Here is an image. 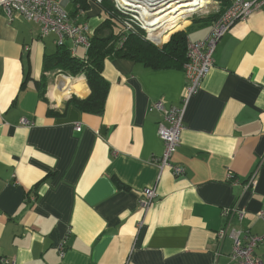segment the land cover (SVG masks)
<instances>
[{
	"label": "crops",
	"instance_id": "1",
	"mask_svg": "<svg viewBox=\"0 0 264 264\" xmlns=\"http://www.w3.org/2000/svg\"><path fill=\"white\" fill-rule=\"evenodd\" d=\"M66 7L73 13L74 0ZM105 18L91 4L90 35ZM181 28L196 42L212 24ZM57 50L54 35L41 38L38 24L0 9V256L17 264H233L234 241L221 243V230L264 234V7L217 44L172 157L180 177L160 175L155 164L163 118L152 106L180 105L184 69L106 59V109L94 115L69 103L70 93L90 97L84 77L69 85L70 77L44 70ZM148 189L157 195L143 210ZM233 207L243 220L223 215ZM256 255L264 260V244Z\"/></svg>",
	"mask_w": 264,
	"mask_h": 264
},
{
	"label": "built area",
	"instance_id": "2",
	"mask_svg": "<svg viewBox=\"0 0 264 264\" xmlns=\"http://www.w3.org/2000/svg\"><path fill=\"white\" fill-rule=\"evenodd\" d=\"M66 1L68 4V0ZM183 1L156 0L154 3L152 1L147 3L145 0H126L128 3L126 4L115 0V3L117 11L124 15L125 23L123 25L125 27H123L125 32L134 34L143 31L149 40L151 33L147 27L149 24L146 23L157 21V24H154L153 27H158V31L173 25L176 18L171 20L170 23V20L165 17L176 10L178 6L184 4ZM66 6L64 0H0V9L10 18L18 13L38 24L41 38L54 35L56 44L61 46L72 42L71 50L73 54L78 48L87 51L90 47V27L84 20V11L78 3L75 4L74 14ZM135 6L143 9L150 20H144L140 10H136ZM263 7L264 0H231L230 7L212 24L211 31L205 39L188 42V61L184 66L187 85L180 105L167 108L163 100H158L152 106V110L161 113L163 118V121L159 123L158 135L164 143V151L161 157L155 160L160 175L166 169H169L175 177L185 174V170L181 166L172 162V157L181 143V134L184 129L183 122L189 101L198 92L213 68L214 54L220 39L228 33L234 24L246 21L253 13ZM158 19H161L162 22H158ZM73 78L70 77V79ZM76 129L81 131V125H76ZM228 177L231 178V175ZM256 179L257 174L254 173L248 180L247 187H254ZM156 195V189L145 191L144 198L140 201L143 210L150 208ZM222 212L226 217L237 216L240 220H243L246 215V212L238 207L226 208ZM258 218L264 220V208L259 212ZM217 236L221 243L228 236L233 239L234 247L230 256L233 264H264V260L259 259L256 255V249L264 244V234L254 235L249 232L229 231L228 226L226 229L221 230ZM66 244V240H63L58 245L61 256L65 254ZM0 264H17V262L6 256H0Z\"/></svg>",
	"mask_w": 264,
	"mask_h": 264
},
{
	"label": "trees",
	"instance_id": "3",
	"mask_svg": "<svg viewBox=\"0 0 264 264\" xmlns=\"http://www.w3.org/2000/svg\"><path fill=\"white\" fill-rule=\"evenodd\" d=\"M219 8L203 17H194V23L213 24L231 5V0H216ZM80 4L84 17H88L90 0H74ZM105 22L99 26L90 37V47L85 57H79L77 50L73 54L71 48L57 45L55 54L46 55L44 59L45 71H56L68 77H84L91 90L87 99L72 96L69 103L83 113L103 115L106 109V99L109 83L103 71L105 60L112 57H122L143 62L153 69L181 68L184 69L188 61L187 46L188 33L178 31L172 34L169 41L162 47H157L145 36V32L126 33L123 27L125 18L114 9L107 10ZM74 14V13H73ZM114 16V19L111 16ZM117 16V17H116ZM145 33V34H144ZM163 37V36H161ZM56 43V42H55ZM119 187L120 182H116Z\"/></svg>",
	"mask_w": 264,
	"mask_h": 264
},
{
	"label": "rangeland",
	"instance_id": "4",
	"mask_svg": "<svg viewBox=\"0 0 264 264\" xmlns=\"http://www.w3.org/2000/svg\"><path fill=\"white\" fill-rule=\"evenodd\" d=\"M90 1L94 2V3H92L93 8H96L98 6V7H100L102 9V11H104V13H108L107 10H110V9L111 10L112 9L117 10L116 9L117 5L115 3V0H90ZM206 1L208 3H206L205 6H202L201 8H198L195 12H193L188 17H183V16H181L182 14L180 16H177L176 17V21H175L176 24L174 23L173 25H169L168 27H165L164 31L159 34V36H163V38L161 37L162 39H159L160 40L159 43L158 42L157 43H153V42H151V40H148V41L151 42L152 44H154L155 46L157 44L160 45V43L168 41L170 39V37L172 36V34H174L175 32L182 31L181 27H183L188 22L193 21L194 17H197V16L203 17L204 15H206V14H208L210 12L216 11V9L219 8L218 2L216 0H206ZM65 5H67V3H65ZM110 16H111V18L114 19V16H112V15H110ZM121 16L124 17V15L121 13L120 16H119V19L121 18ZM104 22H102V24ZM124 23H125V21H124ZM178 24H180V26L179 27H175ZM123 26L125 27V25H123ZM171 32H173V33H171ZM145 36H146V34H145ZM153 38H155V37H153ZM85 51H83V50L79 51V57H81L82 53L84 54ZM73 95L75 96L76 94H74V93H70V95L68 94V96H70V97L73 96Z\"/></svg>",
	"mask_w": 264,
	"mask_h": 264
},
{
	"label": "bare ground",
	"instance_id": "5",
	"mask_svg": "<svg viewBox=\"0 0 264 264\" xmlns=\"http://www.w3.org/2000/svg\"><path fill=\"white\" fill-rule=\"evenodd\" d=\"M118 1L125 2L126 4H128L126 2V0H118ZM145 1L147 3H148V1H152L154 3L156 0H145ZM183 2H185V3L180 5V6H178L176 8V10L174 11V13L176 15H173V16L170 15V16H167L165 18H168L167 20L171 21V20L175 19L177 16H180L181 14H183L181 16L187 17V16L191 15L193 12H195L198 8H201L202 6H205L206 3H208L206 0H184ZM134 8H136V10H140L141 16L144 18V20H146V21L150 20V18H148L146 16V12L143 9H141L138 6H135ZM158 22H162V20L158 19ZM146 24L147 25L149 24V26H147L148 27V31L151 32V34H152L151 36L155 37L154 39L159 40V39L163 38V37L161 38V36H159V34L162 33L165 28L162 29L161 31H158V27H153L154 24H157V21H155L153 23H146Z\"/></svg>",
	"mask_w": 264,
	"mask_h": 264
},
{
	"label": "water",
	"instance_id": "6",
	"mask_svg": "<svg viewBox=\"0 0 264 264\" xmlns=\"http://www.w3.org/2000/svg\"><path fill=\"white\" fill-rule=\"evenodd\" d=\"M160 1H162V0H160ZM175 11V10H174ZM174 11L173 12H170L169 14H167V16H170V15H176L175 13H174ZM160 13H162V12H160ZM172 21H170V23H171ZM174 23H175V21H173ZM171 33H173V32H171ZM149 40H151V42H153V43H159V41L160 40H157V39H154L152 36H150V38H149ZM169 41V40H168ZM168 41H166V42H162V43H160V45L159 44H157L156 46L157 47H162V46H164ZM78 79V77H75V78H73V79H71L70 80V83H69V85H73V82H74V84H75V81Z\"/></svg>",
	"mask_w": 264,
	"mask_h": 264
},
{
	"label": "flooded vegetation",
	"instance_id": "7",
	"mask_svg": "<svg viewBox=\"0 0 264 264\" xmlns=\"http://www.w3.org/2000/svg\"><path fill=\"white\" fill-rule=\"evenodd\" d=\"M179 26H180V24L176 25L175 27H179ZM175 27H174V28H175Z\"/></svg>",
	"mask_w": 264,
	"mask_h": 264
}]
</instances>
